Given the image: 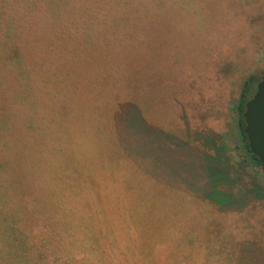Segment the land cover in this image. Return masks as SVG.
Wrapping results in <instances>:
<instances>
[{
	"label": "rangeland",
	"instance_id": "374dc122",
	"mask_svg": "<svg viewBox=\"0 0 264 264\" xmlns=\"http://www.w3.org/2000/svg\"><path fill=\"white\" fill-rule=\"evenodd\" d=\"M0 58L19 63L3 68L1 103L22 90L20 69L37 92L34 128L8 125V110L0 122L13 149L3 161L19 162L5 171L32 196L82 208L71 251L92 264H264V195L252 193L264 173L238 154L230 108L264 75V0H0ZM118 69L127 79L109 84ZM119 85L129 99L105 102ZM208 157L229 165L218 189L241 210L205 198Z\"/></svg>",
	"mask_w": 264,
	"mask_h": 264
},
{
	"label": "trees",
	"instance_id": "16d2710c",
	"mask_svg": "<svg viewBox=\"0 0 264 264\" xmlns=\"http://www.w3.org/2000/svg\"><path fill=\"white\" fill-rule=\"evenodd\" d=\"M112 1L116 7L120 0H109V2ZM127 12L128 11H126L125 16ZM115 21L116 19L114 17H109L103 22L108 23ZM124 21H126V19ZM120 22H122V20L119 18V23ZM95 44L96 43L88 45L89 49L93 50L94 48H98V44H96L97 46H93ZM4 58H0V82L3 81V68L8 65L13 66L15 63L16 66L19 64L13 59H6L5 62ZM111 62L112 61H106L105 64L109 65ZM95 65L99 68V63L95 62ZM22 70L23 69H20L21 74H18L22 90L15 93L11 101L4 103L0 102V122L3 121L6 110H8V113L10 112V114H7L6 116L8 125L11 124L13 127L20 125L23 129L30 130L34 128L35 119L33 118L37 113V92L34 91L31 74L29 79L26 71ZM118 72L119 79H113L109 84L112 85V83H115V86H117V84L125 82L124 79H127V74L123 73L121 69H118ZM107 74L108 72H105V75ZM78 75L79 74L75 76V81L79 80ZM106 78L107 77H105V79ZM99 79H101L100 75ZM99 79L96 78L95 75L92 76V81H98ZM256 83L255 75H249L243 81L239 95L232 100L230 108L232 111V126L235 138L237 139L235 148L238 150V154L241 155L242 161L245 164L261 167L264 173V167L249 151L247 138L244 133L245 124L242 117L245 103L254 93ZM118 89L119 90L108 91L110 95L105 102L107 101L111 104L117 101L113 97V93H115L117 99H120L122 94L129 99L132 93L129 88L119 85ZM114 108V106L109 108V112ZM63 110L66 111L67 108H63ZM68 112L69 111H67L65 115H68ZM81 114L82 113L79 111L78 116ZM137 118L140 119V115H138ZM110 133H112V130ZM227 136V133H221L214 136L218 140L219 151L221 149L220 152H225L230 145L231 139L227 138ZM15 141L18 142L19 140ZM206 143H208V141L204 144ZM11 145L12 142L8 139L0 141V264H92L93 261L88 260L87 255L84 252H81L78 248L75 247V249L71 251L68 246L69 244L64 238L65 236L70 237V234L73 235L72 231L75 226H69L68 222L83 221L82 208H77L75 205L70 206L68 200L65 199L60 192H54L51 195L44 193L39 196H32L31 194H28L27 189L22 190L18 186V179L13 180L12 177H10L11 174H8L7 172L8 168L7 171H5V167H8V165H10V168L12 169L19 166L18 158L15 159L12 157V161L8 165V161H3L5 158L13 156ZM54 149H58V152H64V147L61 145L55 146L53 150ZM69 160L70 156L66 155L65 165L66 161L68 162ZM218 161L217 158L212 157H208L207 159L205 168L207 169L209 176L210 191L204 196L217 205L220 210H241L243 208L242 203L235 204L233 202V195L230 192L228 185L224 189H218V186L221 183L226 182L227 174L229 173L227 170L229 165L225 164V168H222ZM57 183H59V181ZM253 187L255 191L252 193L255 198H263L264 190H262L259 184H254ZM50 198L53 199L49 200ZM22 200L26 201V204L24 203V205H21ZM15 203H17V206H26L29 209L30 215L18 218V210L12 208ZM34 217H38L36 223L33 221ZM29 218H31L30 221H28ZM20 221L23 222L25 226H22V224L19 225ZM66 223L68 227L66 226ZM84 229L87 230V227H84ZM95 242L96 241H93L91 246Z\"/></svg>",
	"mask_w": 264,
	"mask_h": 264
},
{
	"label": "water",
	"instance_id": "95a60500",
	"mask_svg": "<svg viewBox=\"0 0 264 264\" xmlns=\"http://www.w3.org/2000/svg\"><path fill=\"white\" fill-rule=\"evenodd\" d=\"M242 117L249 151L264 167V75L257 81L254 93L246 101Z\"/></svg>",
	"mask_w": 264,
	"mask_h": 264
}]
</instances>
